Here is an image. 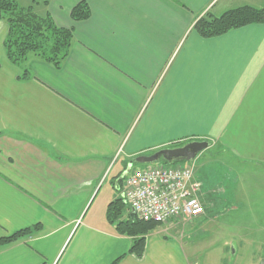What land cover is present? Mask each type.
<instances>
[{"label":"crops","instance_id":"1","mask_svg":"<svg viewBox=\"0 0 264 264\" xmlns=\"http://www.w3.org/2000/svg\"><path fill=\"white\" fill-rule=\"evenodd\" d=\"M82 1L89 17L75 22L70 12ZM33 6L73 40L58 68L30 56L23 80L5 56L0 21V238L31 230L0 246V264H198L201 241L165 231L146 234L136 257L134 238L116 230L107 208L121 198L133 158L185 139L264 176V24L210 39L194 30L204 14L264 9V0ZM203 198L189 234L212 220Z\"/></svg>","mask_w":264,"mask_h":264},{"label":"rangeland","instance_id":"2","mask_svg":"<svg viewBox=\"0 0 264 264\" xmlns=\"http://www.w3.org/2000/svg\"><path fill=\"white\" fill-rule=\"evenodd\" d=\"M16 1L20 6H26L34 3L43 5L48 0ZM206 16L204 14L201 17ZM30 56L34 55L28 58ZM190 141L193 139L177 141L176 144L183 145ZM158 164L165 165L162 161L147 165L133 164L130 172L149 169ZM117 165L116 169L121 171L122 166L120 163ZM178 165L194 169L201 185L199 195L203 193V203L209 208L207 214L212 220L205 222L201 218L196 228L199 233L186 232V224L190 220L182 219L178 224H171L172 227L158 224L149 234L165 231L169 236L175 234L187 241L191 240L190 237H196L201 241L192 239L194 243L197 242L202 256L198 264H261L262 261L264 264V176L252 173L218 149L203 151L191 163L168 166ZM97 201L98 198L95 203ZM205 257L207 259L204 260Z\"/></svg>","mask_w":264,"mask_h":264},{"label":"trees","instance_id":"3","mask_svg":"<svg viewBox=\"0 0 264 264\" xmlns=\"http://www.w3.org/2000/svg\"><path fill=\"white\" fill-rule=\"evenodd\" d=\"M70 17L78 22L89 17V7L85 2L75 5ZM0 21L7 25V34L3 41L5 56L10 64L20 70V79H27L26 62L29 55H34L41 61L58 68L66 58L73 32L71 29L56 26L49 13L39 14L34 6H20L16 0H0ZM251 24H264V9L240 7L228 10L218 17L207 14L199 18L194 24L196 33L204 39H210L226 34L227 32ZM182 144H173L168 148L179 147ZM162 163H165L162 161ZM166 164V163H165ZM129 207L123 199H117L107 208V219L116 223V230L120 234L133 237L134 241L129 252L136 257L143 253L144 236L158 224L143 222L136 218L130 220ZM126 214L125 220L119 219ZM35 230L38 227H34ZM31 230L0 238V246L13 242L28 235Z\"/></svg>","mask_w":264,"mask_h":264},{"label":"built area","instance_id":"4","mask_svg":"<svg viewBox=\"0 0 264 264\" xmlns=\"http://www.w3.org/2000/svg\"><path fill=\"white\" fill-rule=\"evenodd\" d=\"M121 198L143 222L167 224L204 214L200 183L193 169L158 164L132 171L122 181Z\"/></svg>","mask_w":264,"mask_h":264},{"label":"water","instance_id":"5","mask_svg":"<svg viewBox=\"0 0 264 264\" xmlns=\"http://www.w3.org/2000/svg\"><path fill=\"white\" fill-rule=\"evenodd\" d=\"M208 147L209 143L207 141L193 140L179 147L163 148L150 155H140L132 159L128 164V169L124 175L130 171L133 164L147 165L155 164L159 161H164L168 165L176 163H191L195 160L198 154L206 150ZM129 217L131 221L134 220V211L132 209H130ZM261 264H263V261Z\"/></svg>","mask_w":264,"mask_h":264}]
</instances>
